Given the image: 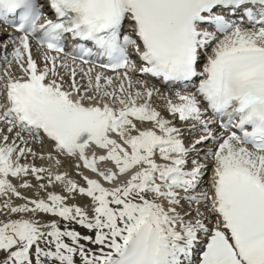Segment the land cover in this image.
<instances>
[{
  "label": "snow or ice",
  "instance_id": "snow-or-ice-1",
  "mask_svg": "<svg viewBox=\"0 0 264 264\" xmlns=\"http://www.w3.org/2000/svg\"><path fill=\"white\" fill-rule=\"evenodd\" d=\"M0 264H264V0H0Z\"/></svg>",
  "mask_w": 264,
  "mask_h": 264
},
{
  "label": "bare ground",
  "instance_id": "bare-ground-1",
  "mask_svg": "<svg viewBox=\"0 0 264 264\" xmlns=\"http://www.w3.org/2000/svg\"><path fill=\"white\" fill-rule=\"evenodd\" d=\"M141 78H143V77H141ZM151 83H153V82H151ZM48 163L49 162L46 161V160L45 161L36 160V164L37 165L44 164L45 166H47ZM66 168H68V162L67 161L62 165V167H61L60 170L63 171ZM205 179L207 180L208 177L206 176ZM32 183H35V180H32ZM81 183H83V181H81ZM21 191H23L26 195H29V196H32L33 195V191L32 190H24V189H21ZM41 195H43V193H41ZM88 200H89V198H87V197L77 196V198H76L75 201H69V202L70 203L75 202V203L86 204V203H88ZM15 202L19 203V201H15Z\"/></svg>",
  "mask_w": 264,
  "mask_h": 264
}]
</instances>
